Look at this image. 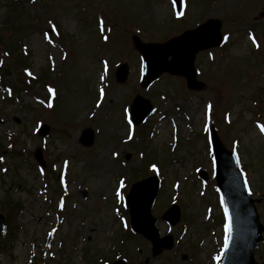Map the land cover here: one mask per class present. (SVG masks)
Masks as SVG:
<instances>
[{
    "label": "rangeland",
    "instance_id": "rangeland-1",
    "mask_svg": "<svg viewBox=\"0 0 264 264\" xmlns=\"http://www.w3.org/2000/svg\"><path fill=\"white\" fill-rule=\"evenodd\" d=\"M16 1L0 0V207L14 215L0 237V264H101L113 261L116 246L127 264H218L226 220L211 123L251 195L264 192V0H183L179 11L172 0ZM208 18L221 21L223 41L196 54L204 87L187 89L168 73L143 87L132 35L164 42ZM119 63L128 66L123 83L115 81ZM137 95L151 111L133 125ZM41 124L49 126L44 135ZM88 128L94 141L83 146ZM9 138L13 151L5 149ZM153 174L151 212L159 235L173 237L155 256L148 239L132 235L125 206L131 184ZM174 202L180 217L171 225L162 215ZM256 206L264 223V199ZM255 259L264 261V239Z\"/></svg>",
    "mask_w": 264,
    "mask_h": 264
},
{
    "label": "water",
    "instance_id": "water-1",
    "mask_svg": "<svg viewBox=\"0 0 264 264\" xmlns=\"http://www.w3.org/2000/svg\"><path fill=\"white\" fill-rule=\"evenodd\" d=\"M178 2V0H176ZM220 21L209 19L195 29L187 30L164 43H144L133 36V42L144 59L143 85L146 86L162 72L183 75L187 86L200 89L204 84L196 79L194 58L196 52L217 46L220 41ZM171 59L167 61V57ZM127 66L122 64L116 70V79L123 82ZM150 108L148 101L137 96L132 104V118L135 123L143 119ZM47 128V127H43ZM216 159V177L223 191L228 220V238L221 264H258L253 258L254 250L261 239L264 226L260 224L254 202L247 193L242 175L232 154L225 150L215 133H212ZM93 134L85 129L80 137L84 145H91ZM157 180L150 177L133 185L127 196L132 227L152 242V252L157 254L161 248H170V236L159 237L155 218L150 214L151 204L156 195ZM178 209L172 206L164 218L172 224L178 220ZM4 217L0 214V235L4 230ZM123 260L112 264H124ZM264 264V263H262Z\"/></svg>",
    "mask_w": 264,
    "mask_h": 264
},
{
    "label": "snow or ice",
    "instance_id": "snow-or-ice-1",
    "mask_svg": "<svg viewBox=\"0 0 264 264\" xmlns=\"http://www.w3.org/2000/svg\"><path fill=\"white\" fill-rule=\"evenodd\" d=\"M100 24H101V30H103V21L101 20L100 21ZM105 39H107V37H105ZM225 40H227V37H225ZM253 43H255V40H253ZM105 68H107V62H105ZM101 79H103V77H101ZM49 91H52L51 89H49ZM103 89H101V96H103ZM52 105L51 104H49V107H51ZM97 106H99V105H97ZM211 106H209V108H210ZM125 112H127V109H125ZM129 123H131V121H129ZM260 127V129H261V131L262 132H264V126H259ZM205 130H207V128L205 129ZM131 138V137H130ZM209 151H211V147L209 146ZM237 163H239V161H237ZM152 169H153V171H156V166L155 165H153L152 166ZM123 184H124V181L123 180H121L120 181V185H121V187H123ZM245 186H247V182H245ZM117 195L119 196V192H117ZM120 199H123V197H120ZM217 259H219V257H217Z\"/></svg>",
    "mask_w": 264,
    "mask_h": 264
},
{
    "label": "bare ground",
    "instance_id": "bare-ground-1",
    "mask_svg": "<svg viewBox=\"0 0 264 264\" xmlns=\"http://www.w3.org/2000/svg\"><path fill=\"white\" fill-rule=\"evenodd\" d=\"M193 107H191L190 109H192Z\"/></svg>",
    "mask_w": 264,
    "mask_h": 264
},
{
    "label": "trees",
    "instance_id": "trees-1",
    "mask_svg": "<svg viewBox=\"0 0 264 264\" xmlns=\"http://www.w3.org/2000/svg\"><path fill=\"white\" fill-rule=\"evenodd\" d=\"M12 47V46H11ZM8 49V48H7Z\"/></svg>",
    "mask_w": 264,
    "mask_h": 264
}]
</instances>
